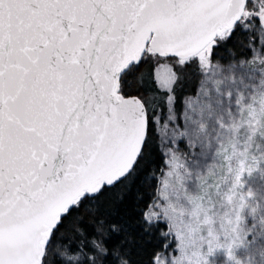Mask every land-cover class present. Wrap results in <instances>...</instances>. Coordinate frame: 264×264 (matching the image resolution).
Wrapping results in <instances>:
<instances>
[{
    "label": "snow or ice",
    "instance_id": "snow-or-ice-1",
    "mask_svg": "<svg viewBox=\"0 0 264 264\" xmlns=\"http://www.w3.org/2000/svg\"><path fill=\"white\" fill-rule=\"evenodd\" d=\"M0 264H264V0H0Z\"/></svg>",
    "mask_w": 264,
    "mask_h": 264
}]
</instances>
